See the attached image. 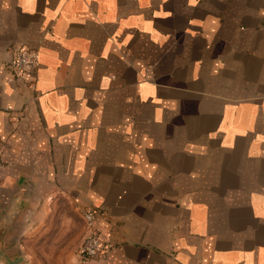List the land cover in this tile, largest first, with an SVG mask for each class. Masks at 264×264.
Wrapping results in <instances>:
<instances>
[{
  "label": "crops",
  "instance_id": "1",
  "mask_svg": "<svg viewBox=\"0 0 264 264\" xmlns=\"http://www.w3.org/2000/svg\"><path fill=\"white\" fill-rule=\"evenodd\" d=\"M61 197L87 264H264V0H0V262Z\"/></svg>",
  "mask_w": 264,
  "mask_h": 264
},
{
  "label": "rangeland",
  "instance_id": "2",
  "mask_svg": "<svg viewBox=\"0 0 264 264\" xmlns=\"http://www.w3.org/2000/svg\"><path fill=\"white\" fill-rule=\"evenodd\" d=\"M58 201L59 209L51 214V220L36 224L22 237L25 264H73L87 228L83 213L76 212L63 197Z\"/></svg>",
  "mask_w": 264,
  "mask_h": 264
},
{
  "label": "built area",
  "instance_id": "3",
  "mask_svg": "<svg viewBox=\"0 0 264 264\" xmlns=\"http://www.w3.org/2000/svg\"><path fill=\"white\" fill-rule=\"evenodd\" d=\"M38 51L33 48L18 47L11 52V58L6 66L12 72L15 79L22 80L26 74L34 73L38 65ZM35 78L27 82L29 88H34ZM95 212L92 209H85L83 218L87 232L83 237L75 264H87L95 256H105L112 247V243L102 239L93 224Z\"/></svg>",
  "mask_w": 264,
  "mask_h": 264
},
{
  "label": "water",
  "instance_id": "4",
  "mask_svg": "<svg viewBox=\"0 0 264 264\" xmlns=\"http://www.w3.org/2000/svg\"><path fill=\"white\" fill-rule=\"evenodd\" d=\"M5 262V264H17L18 262L16 261H2V263H4Z\"/></svg>",
  "mask_w": 264,
  "mask_h": 264
}]
</instances>
